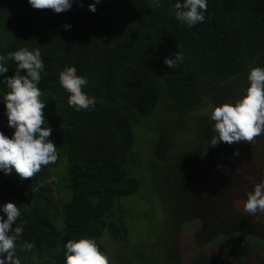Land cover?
<instances>
[{
	"label": "trees",
	"instance_id": "obj_1",
	"mask_svg": "<svg viewBox=\"0 0 264 264\" xmlns=\"http://www.w3.org/2000/svg\"><path fill=\"white\" fill-rule=\"evenodd\" d=\"M94 2L83 0V8L74 3L71 11L55 14L33 9L28 0H0V55L7 57L21 47L40 49L46 65L39 85L47 103L45 127L52 128L51 139L60 152L57 163L44 167L33 179L22 180L15 170L11 175L0 172V216L7 218L2 206L12 202L20 207L18 223L28 221L18 242L22 264H64V245L80 238H95L109 255V246L115 247L114 241L127 232L122 221L111 218L117 211L116 199L131 196L138 187L126 169L135 143L133 127L158 110L154 123L159 129L166 128L160 134L175 137L183 131L178 119L194 112L191 130L197 137L199 133L205 137L203 131L212 137L214 131L202 128L203 116L210 114L201 111V118L196 115L203 102L207 103V94L222 92L226 101L237 100L249 87L250 70L264 67V0H208L205 21L194 27L175 18L174 5L183 0H101L92 13L88 5ZM65 24L71 30L66 31ZM178 51L183 59L173 69L167 67L164 59H175ZM5 66L9 71L0 80L15 74L14 61L7 60ZM69 66L88 80L83 90L96 98L95 108L77 112L69 107V93L59 83L60 72ZM6 90L0 84V131L11 138L14 130L8 127L2 99ZM211 104L213 110L219 99ZM166 111L176 116L169 118ZM256 140L264 141V135ZM172 146L160 138L156 144L160 161L166 160ZM201 146L203 151L210 145ZM237 149L239 157L233 156ZM209 154L219 171L222 167L218 165L228 169L227 190L236 180L234 168L244 163L248 152L243 144L221 142ZM48 180L59 189L58 204L52 199ZM32 185L38 190L33 191ZM60 189H66V201L61 202ZM226 190L222 196L215 192V201L222 199L215 202L217 212L224 208ZM243 211L237 216L246 225L250 219ZM223 217L225 223L227 215ZM205 225L200 236L206 232ZM240 228L236 225L231 231ZM107 229L111 237L103 243ZM206 240L208 236L197 246L203 247ZM23 241L34 242L36 247L31 252L20 251ZM191 250L190 264H249L252 256L264 254L252 249L241 263H227L214 253L193 258ZM119 252L115 250L113 261L127 263ZM140 254L136 248L131 260Z\"/></svg>",
	"mask_w": 264,
	"mask_h": 264
},
{
	"label": "rangeland",
	"instance_id": "obj_2",
	"mask_svg": "<svg viewBox=\"0 0 264 264\" xmlns=\"http://www.w3.org/2000/svg\"><path fill=\"white\" fill-rule=\"evenodd\" d=\"M207 95V103L203 102V106L197 110L199 118L203 112L207 116L211 114L210 106L214 100L219 99L217 106L229 102L222 92ZM157 113L158 110L133 127L135 143L128 154L126 169L128 178L135 180L138 187L131 196L116 199L117 211L111 218L117 223L122 221L127 232L120 241H114L117 244L115 247L109 246V255L114 259L115 250H122L118 255L126 259L127 263L118 260L114 264H190L191 249L194 250L193 258H200L205 252L208 255L217 254L227 263L236 260L241 263V258L248 257L252 249L264 252V213L253 215L243 211L250 219L246 225L243 223L247 222L237 216L242 213L246 194L253 191L256 183L264 181V141L255 140L252 144H243L248 154L244 163L234 168L237 170L236 180L226 190L225 185L231 181L226 176L229 171L225 175V166L219 171L213 160H210L209 153L213 152V148L210 149L211 138L214 135L209 137L203 131L205 137L201 138L200 133L197 137L191 130L194 112L178 119L177 123L181 122L183 131L175 137H162L160 133H165L166 128L156 127L153 118ZM166 116L173 118L176 115L166 111ZM203 117L206 119L203 120L202 128L213 131L214 122L210 116ZM199 121L196 122L200 124ZM160 138H166L173 145L163 162L158 159L156 150ZM201 144L210 146H204L201 151ZM48 183L52 199L58 204L59 189L51 180ZM221 186L225 187L222 191L219 190ZM225 190L227 196L224 208L217 212L215 202H222V199L220 197L215 201V192L222 196ZM60 193L61 202L66 201V189H60ZM224 214L227 215L225 223L222 220ZM217 216L223 218L217 219ZM205 223L206 232L200 236L198 232ZM236 225L241 227L240 230L231 231ZM206 236L210 240L205 241L204 248L197 246L199 240ZM109 237L111 235L107 229L102 237L103 243ZM136 248L141 252L140 257L131 260ZM263 257L264 254L252 256L249 264H262Z\"/></svg>",
	"mask_w": 264,
	"mask_h": 264
},
{
	"label": "clouds",
	"instance_id": "obj_3",
	"mask_svg": "<svg viewBox=\"0 0 264 264\" xmlns=\"http://www.w3.org/2000/svg\"><path fill=\"white\" fill-rule=\"evenodd\" d=\"M28 3L35 10H51L55 14L71 11L74 3L84 7L83 0H28ZM99 3L101 0H95L88 5V10L95 13ZM207 9L208 0H183L174 5L175 18L189 27L203 23ZM63 27L66 31L71 30V25L65 24ZM182 59L178 51L175 59L168 57L163 63L173 69L176 62ZM7 60L17 65L13 76L0 80V84L6 85V94L2 99L6 106L8 127L14 132L9 138L0 131V172L11 175L15 170L22 180H28L44 167L57 163L60 158L58 147L51 139L53 130L48 123L45 127L47 120L44 109L47 103L42 100L43 91L39 85L46 65L39 48L30 50L21 47L7 57L0 55V76L9 71L5 66ZM247 80L249 87L243 96L211 111L210 119L214 122L213 131L216 133L211 138V148L218 147L221 142L228 145L252 144L264 135V67H253ZM59 83L69 93V107L77 112L95 108L96 98L83 90L88 80L77 74L76 67H65L59 74ZM240 155L239 149L233 153L235 157ZM224 173H228L227 168H224ZM39 187H43V184ZM32 189L38 190L36 185H32ZM246 196L243 205L246 213H264V181L256 183L253 191ZM2 211L7 218L0 216V264H22L17 251L18 242L24 235L28 221L18 223L21 211L15 203L4 204ZM35 247V243L29 241L19 244V250L23 252H31ZM64 247V264H114L95 238L71 239Z\"/></svg>",
	"mask_w": 264,
	"mask_h": 264
}]
</instances>
